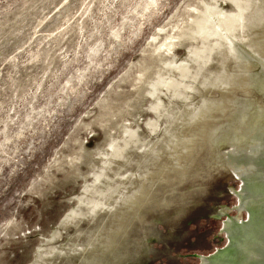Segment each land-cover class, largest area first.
<instances>
[{"label": "water", "instance_id": "water-1", "mask_svg": "<svg viewBox=\"0 0 264 264\" xmlns=\"http://www.w3.org/2000/svg\"><path fill=\"white\" fill-rule=\"evenodd\" d=\"M223 1L147 130L89 142L76 205L27 264H264V0Z\"/></svg>", "mask_w": 264, "mask_h": 264}, {"label": "rangeland", "instance_id": "rangeland-1", "mask_svg": "<svg viewBox=\"0 0 264 264\" xmlns=\"http://www.w3.org/2000/svg\"><path fill=\"white\" fill-rule=\"evenodd\" d=\"M223 0H0V264L76 205L89 142L140 128Z\"/></svg>", "mask_w": 264, "mask_h": 264}]
</instances>
